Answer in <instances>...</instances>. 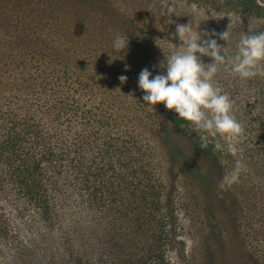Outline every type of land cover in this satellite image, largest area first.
<instances>
[{"label": "trees", "instance_id": "obj_1", "mask_svg": "<svg viewBox=\"0 0 264 264\" xmlns=\"http://www.w3.org/2000/svg\"><path fill=\"white\" fill-rule=\"evenodd\" d=\"M3 1L0 234L10 233L6 212L10 196L14 197L10 207L26 209L29 202L44 219H50L71 207L79 189L81 195H87L90 208L104 211L108 218L105 227L122 232V240L116 232L109 238L95 235L90 245L104 248L110 241L109 251L118 258H154V242L164 239L168 230L163 228L154 236L164 192L155 171L150 128L167 119L176 128L190 131L225 170L229 159L224 157L220 135L195 130L163 103L151 106L143 101L145 93L138 87L140 72L145 66L153 76L166 72L150 70L157 56L149 44H145L147 52L143 51L140 35L132 30L134 25L127 26L132 30L128 47L116 51L115 38L124 30L105 25L97 32L88 27L79 33V25L73 21L56 25L51 19H33L45 10L42 4L48 0H23L28 5L27 19L6 9ZM223 1L232 9L264 19V0ZM63 8L68 12V7ZM259 30L264 31V26ZM93 40L102 52L93 53L94 47L99 48ZM121 75L128 78L123 84L118 79ZM246 127L252 136L251 147L259 151L264 162V121L252 119ZM159 222L167 226L164 216ZM97 250L84 248L76 257L83 262L84 254L88 259Z\"/></svg>", "mask_w": 264, "mask_h": 264}, {"label": "rangeland", "instance_id": "obj_2", "mask_svg": "<svg viewBox=\"0 0 264 264\" xmlns=\"http://www.w3.org/2000/svg\"><path fill=\"white\" fill-rule=\"evenodd\" d=\"M24 1L6 0L3 4L27 19L24 14L28 5ZM48 1L42 4L45 10L38 16L34 14L33 19H51L56 25L73 21L79 25V33L88 27L97 32L107 25L110 29L124 30L120 36L125 39H130L132 30L136 29L143 51L147 52L145 44H149L157 56L150 63L154 73L166 72L159 68L160 61L182 43L178 36L171 35L177 24L189 23L201 34L205 31L219 34L228 29L231 34L228 42L220 40L218 35L212 38L225 47L229 57L236 53L243 32L248 33L249 28L260 32L264 26V19L232 9L223 0ZM63 7L70 10L65 12ZM128 24L134 25L132 30ZM92 42L99 46L92 49L94 54L103 51L96 40ZM152 51L148 52L152 55ZM201 58L205 63L212 62L210 57ZM214 83L234 101V115L245 130L237 138L220 135L224 157L229 159L225 170L214 162L190 131L176 128L167 119L150 128L155 171L164 192V207L156 212L154 236L163 228L168 230L164 239L154 242V258H118L109 251L110 241L106 242L105 249L90 245L95 235L109 238L110 233L116 232L122 240V232L117 227H111L112 231L105 227L104 221L108 218L104 211L90 208L87 195H81L82 190L76 188L77 199L71 207L50 219H44L29 202L25 204L26 209L10 207L14 198L10 196L6 203L10 233L0 234V264H264V162L259 151L251 147L252 136L246 127L252 119L264 121V77L257 75L241 80L232 72L230 64H223ZM238 160L246 166L239 182L226 190L220 189L221 180ZM163 216L166 227L159 222ZM136 235L142 237L140 233ZM84 248L98 249V253L88 259L84 254L80 262L76 252Z\"/></svg>", "mask_w": 264, "mask_h": 264}, {"label": "clouds", "instance_id": "obj_3", "mask_svg": "<svg viewBox=\"0 0 264 264\" xmlns=\"http://www.w3.org/2000/svg\"><path fill=\"white\" fill-rule=\"evenodd\" d=\"M171 35L178 36L182 43L176 45L170 54H164L165 59L160 61L159 68L165 69L166 73L153 76L148 68H144L139 74L138 87L145 93L143 101L151 106L163 103L166 109L173 110L179 118L191 123L195 130L211 136H242L245 130L234 115V101L214 83V77L223 64H230L232 72L241 80L257 75L264 77V31L256 32L249 28L248 33L243 32L237 51L231 57L225 54V47L212 38L218 35L220 40L228 42L231 35L228 29L219 34L207 31L201 34L194 31L189 23L177 24L175 33ZM202 36L208 38L203 39ZM128 43L129 39L118 35L113 48L122 51ZM203 56L212 58V62L205 63ZM118 79L123 84L128 78L121 75ZM244 170L246 166L238 160L218 187L226 190L238 183Z\"/></svg>", "mask_w": 264, "mask_h": 264}]
</instances>
